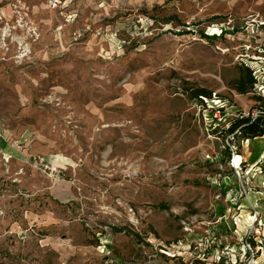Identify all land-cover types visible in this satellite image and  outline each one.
Masks as SVG:
<instances>
[{
	"label": "rangeland",
	"instance_id": "374dc122",
	"mask_svg": "<svg viewBox=\"0 0 264 264\" xmlns=\"http://www.w3.org/2000/svg\"><path fill=\"white\" fill-rule=\"evenodd\" d=\"M254 91L264 0H0V264H264Z\"/></svg>",
	"mask_w": 264,
	"mask_h": 264
},
{
	"label": "trees",
	"instance_id": "16d2710c",
	"mask_svg": "<svg viewBox=\"0 0 264 264\" xmlns=\"http://www.w3.org/2000/svg\"><path fill=\"white\" fill-rule=\"evenodd\" d=\"M248 83L250 86L253 84L256 85V81L253 80L251 72H248ZM235 89L240 94H246L248 92L246 87L238 85V83H235ZM254 92V106L257 111V116L252 117L250 113L248 115L240 113V115L230 123L227 134H232L235 137L239 135L245 140L262 137L264 135V96L260 93L257 94L256 91Z\"/></svg>",
	"mask_w": 264,
	"mask_h": 264
},
{
	"label": "built area",
	"instance_id": "2783aa9c",
	"mask_svg": "<svg viewBox=\"0 0 264 264\" xmlns=\"http://www.w3.org/2000/svg\"><path fill=\"white\" fill-rule=\"evenodd\" d=\"M256 116H257V112H255L252 115V117H256ZM35 167L36 168H39V169H42L43 171L50 172L51 174H55V175H59L61 173V170H59L57 168H51L50 165H47V164L42 163L41 160H38V163H37V161H35ZM248 246L250 247L249 244H248ZM179 250H181L179 247H173V249H171L168 252V254H170L169 257L175 258L176 256H180L179 255Z\"/></svg>",
	"mask_w": 264,
	"mask_h": 264
},
{
	"label": "bare ground",
	"instance_id": "6f19581e",
	"mask_svg": "<svg viewBox=\"0 0 264 264\" xmlns=\"http://www.w3.org/2000/svg\"><path fill=\"white\" fill-rule=\"evenodd\" d=\"M232 7V6H231ZM5 32H7V31H5ZM6 35V34H5ZM26 46H27V44H26ZM29 46V45H28ZM25 48V47H24ZM68 159V158H67ZM238 159V158H237ZM236 159V160H237ZM240 163V162H239ZM236 168V167H235ZM56 186V185H55ZM52 188V187H51ZM51 190H53V189H51ZM66 192H68V191H65L64 193H66ZM54 193V192H53ZM59 193H61V192H59ZM61 195H62V193H61Z\"/></svg>",
	"mask_w": 264,
	"mask_h": 264
}]
</instances>
